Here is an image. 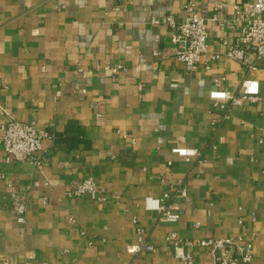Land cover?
<instances>
[{
  "label": "crops",
  "instance_id": "crops-1",
  "mask_svg": "<svg viewBox=\"0 0 264 264\" xmlns=\"http://www.w3.org/2000/svg\"><path fill=\"white\" fill-rule=\"evenodd\" d=\"M189 1L0 0V135L10 120H35L53 135L43 141L45 166L10 163L0 144V264H185L172 234H254L251 264H264V59L251 55L249 68L222 56L209 70H189L169 28L152 22L185 19ZM251 2L198 0L211 51L241 36L240 23L213 18L234 21ZM245 79L259 82L257 103L224 109L210 98ZM84 178L105 201L67 196ZM17 190L28 202L24 223L11 209ZM148 197L183 216L161 220ZM134 219L156 252L126 251L140 243ZM184 252L191 264L213 261L204 247Z\"/></svg>",
  "mask_w": 264,
  "mask_h": 264
},
{
  "label": "built area",
  "instance_id": "built-area-1",
  "mask_svg": "<svg viewBox=\"0 0 264 264\" xmlns=\"http://www.w3.org/2000/svg\"><path fill=\"white\" fill-rule=\"evenodd\" d=\"M198 0H190L185 10L187 16L177 20L174 15H167L163 20L153 19L155 25L164 24L170 30V41L177 46L176 59L183 62L189 70L199 66L209 70L222 56L233 59L242 65L254 68L251 55L256 60L264 59V0H252L248 5V12L237 11L234 21L213 18L219 21L221 27L236 26L239 23L241 36L235 44L226 45L222 52L209 49L208 45V19L201 16L198 10ZM226 43L224 42L223 45ZM216 86H220L216 81ZM210 98L216 105L224 109L229 107H244L255 104L260 100V86L255 79H245L237 91L228 89H215L210 92ZM0 144L10 163L30 162L36 166L47 165V153L43 151V141L53 139V135L45 130H39L36 121L23 122L10 120L1 126ZM172 152L180 157H202L199 149L175 147ZM180 197L188 199L189 189L183 180L177 183ZM66 194L69 198L91 197L97 202L105 201V191L98 187L91 178H84L71 185ZM23 192L12 193L11 209L20 222H26L28 202ZM146 208L155 210L160 214V219L169 223L178 222L183 216L180 209L173 210L162 204L158 198L148 197L145 201ZM139 244L127 245V252L136 253L141 250L156 252L158 248L144 240L145 230L134 219ZM172 247L176 257L185 264H191L193 257L184 252V247H204L212 257L211 264H251L254 258V234H243L238 237L207 238L202 240H183L176 234L171 235Z\"/></svg>",
  "mask_w": 264,
  "mask_h": 264
}]
</instances>
